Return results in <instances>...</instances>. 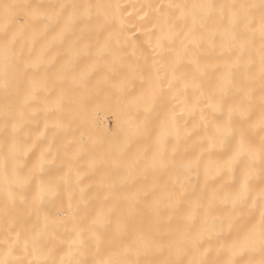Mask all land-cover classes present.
Listing matches in <instances>:
<instances>
[{
	"label": "bare ground",
	"instance_id": "1",
	"mask_svg": "<svg viewBox=\"0 0 264 264\" xmlns=\"http://www.w3.org/2000/svg\"><path fill=\"white\" fill-rule=\"evenodd\" d=\"M34 3L45 5L91 3L109 5L106 11L110 22L104 30H96L84 35L78 45L81 53L77 63L76 74L84 72L89 74V88L81 89V92L94 90V95L86 106L78 111L77 119L72 125L71 132L67 129L63 133L52 127L53 116L46 110V97H54L59 91L57 79L64 64V55L68 44H60L54 41V33L46 37L38 38L34 49L31 41L25 49H33L32 56L36 58L43 52V61L39 68H31L27 75H17L12 72L8 76V86H4L3 75L0 74V161L8 154L12 137L11 122L8 127L4 125V112L6 109L15 111L20 108L26 97L36 91V99L32 101L33 108L25 109V117L21 127L16 131L18 150L15 159L11 157L8 162V176L13 181V170L27 182L22 186L13 187V198H9L6 191L3 168L0 167V253L5 245V238L15 241L17 234L20 237V247L25 238H30L36 232H42L40 243L45 254L59 260L63 257L72 264H95L96 261L108 259L110 247L119 245L120 239L117 229L123 233V240L130 242L138 231L148 232L149 226L159 221L167 230L169 223L172 227L184 224H194L198 228L203 222V211L197 212L193 220L185 219L190 208L194 209L197 200L205 197V168L207 164L209 175L207 177L208 192L213 190L221 194L215 207L214 215L219 219L217 227L212 234L211 241H205V248L209 243L215 248L217 238L235 235V231L229 230V222L236 224L241 221L253 219L259 220L260 205H253L252 200L233 204L231 197L239 189L248 161H239L228 165V161L236 146L237 138L229 137L217 143L209 151L207 135L212 131L213 124L226 118L227 106L224 112L213 111L207 107L206 97L217 88L222 75L223 65L229 59V54L221 56V50L204 45L200 49H193L188 55L181 53L177 62L176 53L168 46L156 48V36L159 34L158 18L162 13H172L174 9H168L169 4H193L214 3L220 4H260V0H33ZM178 28L183 24L177 21ZM111 33V39L115 47L127 61L138 66L139 73L129 78L127 89L120 92L110 86H95L104 78L103 63L95 73H89L90 63L96 59L95 51L98 45H102ZM119 41V45H116ZM175 48L180 49V41L177 40ZM155 49V50H154ZM91 53L90 55L87 53ZM236 56L239 53H235ZM194 57L199 58L203 75H197L199 88L193 86ZM247 58V52L244 59ZM234 59V57H232ZM176 63V77L179 88L168 87V80L172 78L170 66ZM155 65V66H154ZM219 66L220 70H217ZM160 68L161 81L159 86H154L149 91L150 81L155 82V68ZM167 69V75L165 70ZM126 71V70H125ZM243 73V67L237 73V82ZM124 76V72L118 75V79ZM47 82V91H44ZM185 82L188 87L185 88ZM55 85V88L53 87ZM145 93V101L149 111L145 112L143 106L137 112L130 108V97ZM236 89L227 91L226 99L236 97ZM257 86V102H258ZM175 116L174 122L171 117ZM139 116L141 131L132 139L131 150L125 157L126 163H130L137 156H143L147 152L151 158L158 150L171 157L175 155L177 167L175 169H159L153 172L145 170L143 164L134 168L120 167L112 169L111 174L104 176L105 170L111 169V165H104L99 169H92L89 161L93 157H99L108 149L124 148L128 145L130 134V122ZM146 118V119H145ZM47 122V128L45 124ZM162 129L167 130V135L158 143ZM54 131L56 135L54 136ZM83 135L87 142L90 138L96 141L95 147L89 145L87 154L79 160H71L69 157L72 149L68 141L75 137L79 140ZM247 135L255 143H259L264 135L258 128L248 129ZM65 148L69 156H65ZM50 149V152L48 151ZM47 157L43 163L40 161L41 152ZM203 156V164L199 172L191 170L185 172L181 165L190 160ZM259 163L257 162V175L250 183L253 192L259 189L258 178ZM177 176L184 181L186 176L190 181L185 182L180 203L176 198L169 199L166 195L165 185L173 184ZM104 181L103 184L101 181ZM116 185L113 190L110 185ZM41 186L45 192L39 200L37 193ZM145 193H150L145 196ZM139 194V203H135L131 197ZM155 199L161 201L160 208L163 215L157 217L152 202ZM206 203V200L204 201ZM100 217L104 222L97 226L93 236L88 231L93 219ZM223 220V228L220 221ZM212 218L209 217V226ZM47 225V227H45ZM79 233V236H78ZM76 243H73V241ZM72 254L68 255L69 248ZM159 254L141 252L139 257L132 254L129 260L151 261L158 259ZM209 259L215 258V252ZM246 258V257H245Z\"/></svg>",
	"mask_w": 264,
	"mask_h": 264
},
{
	"label": "snow or ice",
	"instance_id": "2",
	"mask_svg": "<svg viewBox=\"0 0 264 264\" xmlns=\"http://www.w3.org/2000/svg\"><path fill=\"white\" fill-rule=\"evenodd\" d=\"M109 7L111 6L91 3L45 5L34 3L33 0H0V74L3 75L5 87L8 86L9 73L27 75L29 69L39 68L43 61V52L36 58L32 56L38 38L46 37L51 32L54 33V41L58 40L62 45L68 44L67 52L63 57L64 64L57 77L59 91L55 93L54 97L45 98L46 101L51 100L47 104L46 110L53 116L52 127L61 133L65 129L71 132L78 111L83 109L94 95V90L80 91L89 88L90 77L88 73L84 72L76 74V61L81 55L78 45L85 34L104 30L111 19L106 11ZM167 8L175 11L162 13L158 18L160 30L156 36V48L168 46L171 51L176 53L177 62L181 53L188 55L193 49H200L204 45L213 49L218 45L221 56H224L225 53L229 54V59L223 65L216 90L210 92L206 97L207 107L213 111L224 112L225 106H227L226 118L214 123L212 131L207 135L208 148L210 151L217 143L229 137L233 139L238 137L236 146L225 163L231 165L243 158L248 161V165L239 189L228 199H231L234 205L248 200H252L253 205L258 202L261 208L260 217L258 221L248 219L236 224L229 222V230H234L235 235L222 240L217 238L215 248L210 243L205 248V241L212 240V234L217 227L216 221L219 218L214 215V207L217 199L221 198V194L215 190L211 193L208 192L209 168L205 164L204 200H197L194 209L190 208L185 217L186 220L191 221L197 212L203 211V222L198 228L194 224L187 223L172 227L169 223L165 231L161 223L157 221L154 225L149 226L147 233L136 232L130 242L123 240V233L118 228L120 239L116 243L119 247H110L108 249L109 258L98 260L95 264H264V135L260 137L258 144L247 135V130L254 128H258L261 133H264V0H260L259 5L193 3L169 4ZM177 21L183 24V28H178ZM29 40L33 49H28L26 57L24 53ZM177 40L180 41L179 50L175 48ZM115 43L119 45V41ZM237 52L238 56L235 55ZM246 52L247 58L244 59ZM95 57L96 59L89 65V73L97 72L101 63L104 67V78L97 83L96 88L110 86L123 93L127 89L129 78L138 74L142 75L139 73L138 66L127 61L114 46L111 33L102 45L97 46ZM191 62L194 65L193 86L199 88L197 75H203L199 58L194 57ZM241 67H243V73L237 82L236 76ZM170 69L172 78L168 80V87L170 89L179 88L176 63H173ZM217 70H220L219 66H217ZM160 71V68H155V82L153 84L150 81L149 91L154 86H159ZM121 72H124V76L118 79ZM165 75H167V69ZM53 87L55 88V85ZM184 87H188L186 82ZM233 88L236 89V97L232 100L226 99L227 91ZM43 90L47 91V82H45ZM36 91L37 89H33L26 97L24 104L17 110L6 109L4 112V125L7 128L11 122L12 137L8 154L0 161V167L3 168L7 185L6 191L10 199L14 196L13 187L22 186L27 182V179L19 177L15 170H13L15 180L9 178L8 162L10 157L15 159L18 150L15 134L24 120L25 109L34 107L32 101L36 99ZM128 105L130 108H135L137 112L140 111L141 106L145 112L149 111L144 92L138 96L130 97ZM171 119L174 122L175 116L173 115ZM138 121L139 116L130 122L131 131L128 145L124 148H110L99 157H93L89 161V166L96 170L104 165H111V169L105 170V177L111 174L112 169L118 170L122 166L131 169L141 163L146 171L149 169L153 172L159 169H175L177 167L175 155L169 157L159 150L151 158L145 152L143 156L138 155L136 159L126 163L125 157L131 150L132 139L141 131V124ZM45 127L47 128V122ZM165 135H167V130L162 129L158 143L162 142ZM68 145L74 149L69 157V166H71V160H79L81 156L87 154L89 145L95 147L96 141L90 138L86 142L83 135L79 140H76L73 136L68 141ZM48 151L50 152V149ZM64 154L69 156L67 148H65ZM46 159L45 152L42 151L38 164L43 163ZM203 162V156H201L182 164L181 168L185 172L195 170L198 173ZM257 162L259 163L260 184L258 191L254 193L250 181L257 175ZM188 181H190L189 176H186L184 181L177 176L173 184L165 185L166 195L169 199L175 197L176 203L179 204L184 184ZM103 182L102 180L101 183L103 184ZM110 187L113 190L116 189L114 183ZM45 190V187L41 186L36 200L42 197ZM149 194L145 193V196ZM131 199L137 204L140 202L139 194L133 195ZM160 204L159 199L152 202L157 217L163 215ZM209 217L212 218L211 226H209ZM103 222L100 217L93 219L88 231L94 236L97 226ZM220 227L223 228V220L220 221ZM42 235V232H36L30 238H25L22 248L20 247L19 234L15 241L5 238L3 241L5 248L0 253V264H72L71 260L66 261L63 257L56 260L51 253L45 254L40 243ZM73 243L76 241L74 240ZM213 251L215 258L209 259L208 257ZM141 252L159 254V258L151 261L128 259L132 254L139 257ZM71 254L72 248L70 247L68 255Z\"/></svg>",
	"mask_w": 264,
	"mask_h": 264
}]
</instances>
